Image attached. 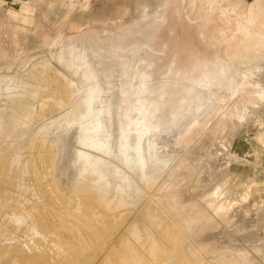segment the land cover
<instances>
[{"label":"bare ground","instance_id":"obj_1","mask_svg":"<svg viewBox=\"0 0 264 264\" xmlns=\"http://www.w3.org/2000/svg\"><path fill=\"white\" fill-rule=\"evenodd\" d=\"M69 5H73L72 0ZM189 7L194 16L189 23L197 25L202 41L211 43L210 59L190 66L170 64L162 91L153 87L145 69H138L135 76L139 82L121 88L123 99L117 114L112 110V100L102 98L110 92L99 83L100 75L106 72L97 71L87 53L103 48L88 31L59 36L54 41L43 35L42 48L53 52L58 47L56 61L78 80L63 76L62 82L59 75L34 73L16 76L13 71L23 70L28 60L16 67H4L7 74L0 73V204L2 199L13 203L5 185L16 188L22 200L13 203V217L4 210L0 215V233L9 235L16 246L9 251L4 247L9 241L4 240L0 264H93L99 256L100 246L94 245L99 236L106 237L107 245L105 261L99 264H174L172 258L160 260L165 251L161 236L165 244L183 245L184 231L193 238L197 225L207 221L206 215L227 217L237 205L232 204L229 191L222 187L205 196L201 205L182 202L176 182L181 177L192 178L199 169L190 157L168 169L166 182L152 195L168 167L164 149L158 146L159 134L180 125L184 112H197L212 100L215 106L209 116L218 119L216 129L210 131L213 136L225 129L238 134L249 126L253 111L264 107V0H254L250 6H244L242 0H190ZM145 17L146 8L141 19ZM151 20L155 22L157 18ZM21 33L19 28L12 30L14 44ZM150 50L166 51L155 45ZM7 59V51H1L0 61ZM122 67L123 75L133 69L132 63ZM43 69L51 70L50 64ZM186 84H190L186 96L177 106L172 105L165 88ZM211 89L222 92H213L211 98L203 96ZM35 105L50 115L65 114L37 127L44 116ZM114 116L119 117L116 138L112 132ZM75 125L79 127L74 163L77 180L67 186L66 198L56 178L57 144L49 141V136L52 129ZM203 127L195 121L170 144L187 151ZM257 139L264 148V139ZM224 144L227 146V142ZM161 192L164 195L157 198ZM145 201L141 212L152 220L158 236L147 230L142 240L145 231L138 222L118 234L132 216V208L138 210ZM12 220L16 231H4L3 224ZM256 239L254 236L252 241Z\"/></svg>","mask_w":264,"mask_h":264},{"label":"rangeland","instance_id":"obj_2","mask_svg":"<svg viewBox=\"0 0 264 264\" xmlns=\"http://www.w3.org/2000/svg\"><path fill=\"white\" fill-rule=\"evenodd\" d=\"M72 1L73 5L70 6V0L64 2L63 0H0V52L6 50L8 54L7 61H0L1 74H7L4 67H16L22 60H28L29 63L23 70L13 71L16 76L23 77L25 73H34L36 76L59 75L62 77V82L63 76L78 80L56 61L58 47L52 49L53 52L42 48L43 35L54 41L59 36H72L78 31H88L91 36L98 38L95 42L103 48L97 53L91 51L87 53L88 57L94 60L93 67L97 71L105 69L106 74L103 72L100 75L99 83L101 88L110 92H105L102 98L112 100V110L117 114L118 106L123 99L120 94L121 88L126 84L130 87L132 83L139 82L138 77L135 76L138 69H145L152 77L153 87L162 91L170 64L178 66L202 64L213 54L211 43L202 41L196 31L197 25L188 21L194 18L189 7L190 0ZM242 1L244 6H250L254 0ZM145 8L148 17L142 20ZM152 18H157V21L152 22ZM14 28L23 30L16 39L17 45L11 37ZM153 45L156 49L165 48L166 51L151 53L150 47ZM122 48L126 50L122 51ZM124 63L133 65V69L126 75L122 74ZM47 64H50L51 70L44 72L43 67ZM147 66L149 68H146ZM32 81L39 82L36 79ZM189 85L165 88L168 92L167 98L172 105L177 106L178 101L186 96V88ZM213 92L218 93L222 90L204 91L203 96L211 98ZM211 101H207L206 105L197 112H184L181 115L184 117L180 116V125L171 127L167 133L159 134L158 146L164 149L168 167L167 172L152 191V195L156 194L166 182L168 169L175 168L179 161L190 157L193 164H199V169L192 178L181 177L176 182V187L179 189L177 196L181 197L182 202L201 205L205 196L211 195L217 187H222L229 191L228 197L232 204L237 203V205L229 210L227 217L206 215L207 221L197 225L193 238H190V233L184 231L183 245L176 246L172 242L165 244L161 236L165 251L161 252L164 255L161 258L164 259L160 260L172 258L174 264H245V262L264 264V148L257 139L258 137L264 139V107L253 111V119L249 126L238 134L225 129L212 136L210 131L216 129L218 119L209 116L211 108L215 106ZM18 106L19 103L16 104V107ZM35 108L38 112L42 111L41 115L44 116L42 122L37 123V127L48 125L65 114L64 111L50 115L38 105H35ZM172 108L173 106L168 112H171ZM168 118L171 119V116L168 115ZM195 121L204 125L197 135L195 144L190 145L187 151L170 144L179 132L184 131ZM112 123V132L116 138L119 117L114 116ZM78 136L77 125L52 129L49 136V141L54 140L57 144L59 162L56 178L60 181L59 187L64 191L66 198L69 194L67 186L77 180V166L74 163L79 149ZM224 142H227V146ZM15 152L18 153L19 150ZM159 168L163 169L164 165L160 164ZM4 188L9 191L13 203L22 200V195L16 188L7 185ZM60 195L57 194V197ZM162 195L164 192L156 197ZM13 203L4 202L2 199L0 215L4 210L8 212L9 217H13L15 207ZM146 204L147 201L143 202L136 211L132 208V216L120 227L118 234L138 222L139 227L145 231L142 240H145L147 230H152L158 236L159 232L153 227L152 220L141 212ZM2 227L4 231H16L13 220L12 223H5ZM254 236L257 237L256 241H252ZM105 239L106 237L99 236L94 243L95 246L100 247L99 256L95 257L93 264L105 261L107 248ZM4 240L9 241L7 246L3 245ZM3 246L9 251L15 250L16 247L10 241L9 235L4 237V234L0 233V249L4 248Z\"/></svg>","mask_w":264,"mask_h":264},{"label":"crops","instance_id":"obj_3","mask_svg":"<svg viewBox=\"0 0 264 264\" xmlns=\"http://www.w3.org/2000/svg\"><path fill=\"white\" fill-rule=\"evenodd\" d=\"M4 1V0H3ZM13 1H16V0H13Z\"/></svg>","mask_w":264,"mask_h":264}]
</instances>
